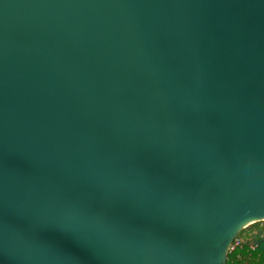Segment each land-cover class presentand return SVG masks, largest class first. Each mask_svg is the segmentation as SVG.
Listing matches in <instances>:
<instances>
[{
	"label": "water",
	"instance_id": "95a60500",
	"mask_svg": "<svg viewBox=\"0 0 264 264\" xmlns=\"http://www.w3.org/2000/svg\"><path fill=\"white\" fill-rule=\"evenodd\" d=\"M264 221V0H0V264H226Z\"/></svg>",
	"mask_w": 264,
	"mask_h": 264
},
{
	"label": "trees",
	"instance_id": "16d2710c",
	"mask_svg": "<svg viewBox=\"0 0 264 264\" xmlns=\"http://www.w3.org/2000/svg\"><path fill=\"white\" fill-rule=\"evenodd\" d=\"M242 247L228 254L226 264H264V221L243 229Z\"/></svg>",
	"mask_w": 264,
	"mask_h": 264
},
{
	"label": "built area",
	"instance_id": "2783aa9c",
	"mask_svg": "<svg viewBox=\"0 0 264 264\" xmlns=\"http://www.w3.org/2000/svg\"><path fill=\"white\" fill-rule=\"evenodd\" d=\"M243 244V240L239 237L236 238V240L234 241L233 245L231 246V248L229 249V253L237 250L238 248L242 247Z\"/></svg>",
	"mask_w": 264,
	"mask_h": 264
}]
</instances>
